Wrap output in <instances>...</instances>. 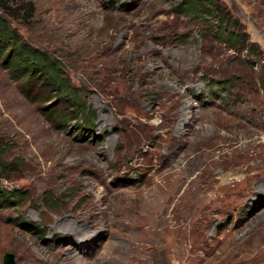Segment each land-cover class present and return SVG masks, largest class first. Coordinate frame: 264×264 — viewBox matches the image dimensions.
<instances>
[{"label":"rangeland","instance_id":"rangeland-1","mask_svg":"<svg viewBox=\"0 0 264 264\" xmlns=\"http://www.w3.org/2000/svg\"><path fill=\"white\" fill-rule=\"evenodd\" d=\"M179 2L0 0L95 116L0 60V264H264V0H220L240 55Z\"/></svg>","mask_w":264,"mask_h":264},{"label":"trees","instance_id":"trees-1","mask_svg":"<svg viewBox=\"0 0 264 264\" xmlns=\"http://www.w3.org/2000/svg\"><path fill=\"white\" fill-rule=\"evenodd\" d=\"M26 6L28 9L31 8L29 2ZM174 10L177 15L187 16L201 22L205 32L216 43L224 46L233 54L240 55L253 46L248 43L246 33L241 29L239 22L220 0H180ZM180 37L187 38L186 35ZM0 60L4 68L8 70L10 78L13 81L21 82V93L25 98L30 97L29 88H33L32 82L38 81L41 84H46L54 95L62 97L72 108L71 114H74V117L71 119L64 115L55 116V111L49 109L44 110L45 115L53 116V119L61 120L63 124L83 116H85L84 125H90L94 121L95 116L86 112L80 103V97L63 74L60 60L52 58L46 52L22 41L16 29L1 15ZM207 84L212 85L210 80H207ZM211 88H215V85H212ZM262 90L264 91V87ZM224 93L226 92L224 91ZM6 169L0 162V174ZM23 195L24 193L19 190L6 191L0 187V208L18 206L24 200Z\"/></svg>","mask_w":264,"mask_h":264},{"label":"water","instance_id":"water-1","mask_svg":"<svg viewBox=\"0 0 264 264\" xmlns=\"http://www.w3.org/2000/svg\"><path fill=\"white\" fill-rule=\"evenodd\" d=\"M1 264H16L15 255L11 252H5L1 257Z\"/></svg>","mask_w":264,"mask_h":264}]
</instances>
